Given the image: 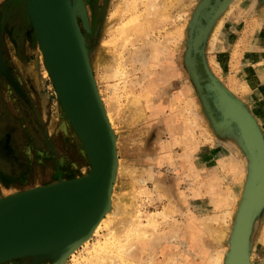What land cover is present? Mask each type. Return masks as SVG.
Returning <instances> with one entry per match:
<instances>
[{
    "label": "rangeland",
    "instance_id": "1",
    "mask_svg": "<svg viewBox=\"0 0 264 264\" xmlns=\"http://www.w3.org/2000/svg\"><path fill=\"white\" fill-rule=\"evenodd\" d=\"M82 1L88 28L77 21L115 127L120 168L101 230L65 264H228L252 162L236 128H216L213 100L207 107L187 68L195 18L208 0ZM216 6L200 73L241 103L264 138V0ZM0 13L5 57L26 95L3 80L0 113L15 114L27 135L32 125L37 130L32 141L21 138L18 155L0 171L2 199L86 176L91 164L42 63L26 1L0 0ZM4 69L0 55V75ZM244 126L250 136L253 128ZM169 187L173 195L164 196ZM249 257L264 264V196ZM43 263L51 264L48 255L0 264Z\"/></svg>",
    "mask_w": 264,
    "mask_h": 264
},
{
    "label": "water",
    "instance_id": "2",
    "mask_svg": "<svg viewBox=\"0 0 264 264\" xmlns=\"http://www.w3.org/2000/svg\"><path fill=\"white\" fill-rule=\"evenodd\" d=\"M25 1L40 50L43 54L46 51L49 59L52 71L46 67L47 72L88 155L91 169L78 179L0 199V263L48 255L51 264H65L68 257L92 237L93 227L107 214V211L104 214L102 211L112 171L113 151L118 154L117 137L113 129L109 130L104 118L102 108H106L102 99L97 97L99 90L78 25L77 15L82 17L85 28H88L83 1L74 0L76 13L71 0ZM217 1L220 0H208L197 13L187 68L207 107L210 106L209 100H213L215 109L208 107V110L216 128L225 133L236 128L252 162L247 198L239 214L228 262L234 264L239 237L243 233V256L246 264H251L249 237L256 209L264 196V138L241 103L211 76L204 78L200 73L199 57L203 55L207 25L217 10ZM13 86L22 93L15 82ZM204 89L207 94H204ZM245 120L256 132L261 150H255L252 145L244 126ZM111 208L112 204L109 212Z\"/></svg>",
    "mask_w": 264,
    "mask_h": 264
},
{
    "label": "flooded vegetation",
    "instance_id": "3",
    "mask_svg": "<svg viewBox=\"0 0 264 264\" xmlns=\"http://www.w3.org/2000/svg\"><path fill=\"white\" fill-rule=\"evenodd\" d=\"M17 3L15 4L16 8H18ZM3 20H4L3 14L0 13V55L5 63V69L0 75V90L3 80L8 81L14 89L15 87L13 86V82H15L22 91V93L20 94L16 89L15 90L17 91L18 94L21 95L23 99H25L26 98L25 92L20 86L17 79L15 78L13 70L9 66V63L5 57L4 43H3ZM18 123L19 121L17 120V116L15 114L7 113V115L4 116L3 114L0 113V171L4 170V167H6L7 169L10 162L9 159H11V157L15 158L16 155H18L19 141L21 140V138L26 137L27 139H29V141H32L34 136L33 133L34 132L37 133L36 132L37 130L32 125L30 127L31 134L27 135L26 132H23L20 129Z\"/></svg>",
    "mask_w": 264,
    "mask_h": 264
},
{
    "label": "bare ground",
    "instance_id": "4",
    "mask_svg": "<svg viewBox=\"0 0 264 264\" xmlns=\"http://www.w3.org/2000/svg\"><path fill=\"white\" fill-rule=\"evenodd\" d=\"M160 2H158V4H159ZM161 6V5H160ZM156 10H157V5H156V2L154 3V1H153V3L151 4V7H150V11H152V14L155 12L156 13ZM151 14V15H152ZM82 24V23H81ZM87 48V47H86ZM158 49V48H157ZM45 50V49H44ZM158 50H160V49H158ZM158 56H159V54H158ZM41 58H42V63L44 62V66H45V69H47L46 67H48V69H49V71H52L51 70V66H50V64H49V59H48V56H47V53H46V51H44V54H43V52L41 51V56H40ZM47 62V63H46ZM97 67V66H96ZM22 68V67H21ZM114 70V69H113ZM47 73V72H46ZM48 76V75H47ZM95 76V75H94ZM96 79V78H95ZM102 80V79H101ZM99 93V92H98ZM97 97H98V99H99V97H100V99H101V96H100V93L97 95ZM12 102H13V100H11ZM102 110H103V115H104V118H105V120H106V122H107V125H108V128H109V130L110 129H114L113 128V125H112V121H111V117H110V115H109V112H108V110L107 109H103L102 108ZM68 116V115H67ZM22 118V117H21ZM246 127V126H245ZM6 129V128H5ZM116 130V129H115ZM250 130H252V129H250ZM249 131V130H248ZM114 132H116V131H114ZM190 133V132H189ZM188 133V134H189ZM19 134V133H18ZM118 135V134H117ZM190 136V135H189ZM188 136V137H189ZM192 136V135H191ZM16 138H17V136H16ZM119 138V137H118ZM249 138H250V140H251V143H252V145L255 147V150L257 149V150H260L261 149V147L259 146V138H258V136H257V134H256V132H254V131H252L251 133H250V136H249ZM80 140V139H79ZM119 140V139H118ZM188 145H189V142H188ZM193 149V148H192ZM189 150V149H188ZM25 166V165H24ZM121 166H122V164H121ZM119 168H120V158H119V156H118V154H117V152L116 151H113V163H112V171H111V176H110V180H109V184H108V188H107V194H106V196H105V201H104V204H103V211H102V214H104V212L105 211H107V212H105V214L106 215H108L109 214V207L111 206V204H112V197H113V192H114V188H115V179H116V174H118V171H119ZM69 173V172H68ZM73 177V176H72ZM71 177V178H72ZM118 177V176H117ZM70 178V179H71ZM119 178V177H118ZM61 181V180H60ZM59 181V182H60ZM164 188V187H163ZM174 189H175V187L174 188H167L166 189V191H164V192H166L165 193V195L164 196H166V195H173V192H174ZM45 190V189H44ZM23 192V191H22ZM35 192H37V191H35ZM8 193V192H7ZM14 193H15V190H14ZM16 193H18V192H16ZM163 193V192H162ZM161 193V194H162ZM168 195V196H169ZM176 195H177V193H176ZM163 196V195H162ZM5 197H7V196H5ZM172 210V209H171ZM83 214H85V213H83ZM216 216V215H215ZM107 218V217H106ZM219 218V217H218ZM104 219H105V217H103V218H100V220L95 224V226L93 227V234L91 235V236H93L94 234H97L100 230H101V228H102V225H103V223H104ZM192 228V227H191ZM111 232H113V231H111ZM192 232V231H191ZM115 234V233H114ZM113 233H112V235H114ZM195 235V234H194ZM94 237V236H93ZM91 238V237H90ZM240 239H239V246H238V248H237V252H236V258H235V261H234V264H246V261H245V259H244V256H243V254L240 252V251H243L242 250V244H244L243 243V238H244V236H243V233L241 234V236L239 237ZM88 241H89V239H87L86 240V242H85V244L87 243L88 244ZM84 245V244H83ZM99 248V247H98ZM79 250V249H78ZM95 251V250H94ZM75 252L76 251H74L73 253H72V255L73 254H75ZM77 255V254H76ZM19 260V259H18ZM12 261V260H11ZM67 261H69V260H67ZM17 262H19V261H17ZM100 264H103V263H105V259H100ZM114 262V261H113ZM44 264V263H43ZM91 264H93V263H91Z\"/></svg>",
    "mask_w": 264,
    "mask_h": 264
}]
</instances>
